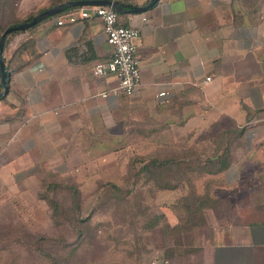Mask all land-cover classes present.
I'll list each match as a JSON object with an SVG mask.
<instances>
[{"label": "crops", "instance_id": "obj_1", "mask_svg": "<svg viewBox=\"0 0 264 264\" xmlns=\"http://www.w3.org/2000/svg\"><path fill=\"white\" fill-rule=\"evenodd\" d=\"M119 1L126 11L118 10V22L140 31L141 82L133 95L118 87L114 73H95L98 62L111 60L113 47L100 17L80 18L82 5H65L15 34L4 50L14 71L0 99V195L34 162L66 174L82 157H109L116 151L104 148L114 143L145 145L150 129L210 144L241 130L227 137L231 163L203 176L201 190L215 197L226 191L232 211L209 216L203 252L205 264H262L264 0H158L142 11L130 9L150 0ZM62 2L0 0V36L5 26ZM23 41L28 48L15 57ZM178 192L160 194H173L165 200L173 207Z\"/></svg>", "mask_w": 264, "mask_h": 264}, {"label": "rangeland", "instance_id": "obj_2", "mask_svg": "<svg viewBox=\"0 0 264 264\" xmlns=\"http://www.w3.org/2000/svg\"><path fill=\"white\" fill-rule=\"evenodd\" d=\"M163 138L172 141L169 136ZM130 147L139 153L148 148L147 143ZM117 153L104 158L82 157L78 167L73 166L66 174L37 162L25 168V173L18 171L17 179L0 195V264H136L138 255L142 264H205L203 242L209 216L218 218L232 212L223 198L226 191L222 197L208 193L214 205L197 226L165 237V218L155 227L145 225L150 213L161 208L169 220L175 219L177 213L165 204L171 193L160 194V190L153 200L142 193L141 205L133 204V208L128 203L98 206L102 188L96 179L100 176L105 183L110 178L121 181L114 170L119 162ZM206 182L199 178L197 190L202 191ZM138 197L130 195L128 201L136 203ZM55 200L61 206L56 214ZM151 201L164 204L157 206ZM142 211L147 216L140 217ZM170 241L175 244H166ZM166 247L170 249L165 251ZM259 260L264 264V256Z\"/></svg>", "mask_w": 264, "mask_h": 264}, {"label": "trees", "instance_id": "obj_3", "mask_svg": "<svg viewBox=\"0 0 264 264\" xmlns=\"http://www.w3.org/2000/svg\"><path fill=\"white\" fill-rule=\"evenodd\" d=\"M60 1L62 0H55V3ZM32 18L33 15L28 17L27 20ZM17 24L19 23L9 24L3 28V31L9 26ZM21 31H26V29L13 30L6 35L4 50L9 46L13 36ZM27 48V42H21L14 50V56L23 57L22 54ZM5 60L9 78L14 71L11 66L13 57ZM24 63L25 61H22L17 66L20 67ZM2 89L3 86L0 85V92ZM3 97L4 95L0 94V99ZM164 130L154 131L150 129L146 131L148 148L145 153H139L131 147L118 146L115 143L111 147L104 148L106 151L111 149L118 152L119 162L114 170L117 171L116 175H120L121 181L113 178L103 179L108 181L105 183L100 181L102 179L100 176L96 177L98 186L102 188L98 206L105 208L111 204L128 203L127 205H130L128 207L133 208V204L141 205L143 201L142 193L149 194V200H153L160 190H179L180 193L173 202V209L177 213L178 220L174 223L170 221L166 211L161 208V210L158 209V211L150 213L147 225H145L147 227H155L161 219L165 218L167 220L166 229L164 230L165 237L171 234L175 237V234L178 235L197 226L202 221V216L212 209L214 205L212 194L211 196L208 194L210 192L209 189L208 191L207 189L198 191L197 182L199 178H204L205 174L221 172L231 163L232 144H230L231 140H228L227 137L241 133V130H233V133L230 131L224 132L218 137L212 138V144L209 142L190 143L192 135L183 137L178 132L181 135L180 137L179 134L173 135L176 132L171 134V130L167 129L166 132ZM165 136L171 137L172 141L164 140L163 137ZM133 194L139 195L136 203L128 201V197ZM151 202H155L157 206L164 204L156 201ZM54 211L55 214L61 212V206L56 200L54 201ZM139 216H147V214L142 211ZM172 242L175 244V241H170L166 244H173ZM73 249L75 250L76 248L73 247ZM169 249L170 247H166L165 251ZM167 256L169 257V254ZM51 264L57 263L51 262ZM136 264H142L140 255L137 256Z\"/></svg>", "mask_w": 264, "mask_h": 264}, {"label": "built area", "instance_id": "obj_4", "mask_svg": "<svg viewBox=\"0 0 264 264\" xmlns=\"http://www.w3.org/2000/svg\"><path fill=\"white\" fill-rule=\"evenodd\" d=\"M100 17L103 20V29L107 41L113 47V56L107 62H98L95 66V73L105 75L114 73L118 79V87L128 95H133L141 82L140 56L138 54L135 39L139 36L138 28L131 25H124L118 22V10L112 5L90 4L80 6V18ZM71 21L78 17L70 14ZM61 24L63 19H58ZM207 80L211 76L206 77ZM102 95H106L103 92ZM167 92L161 91L159 96L166 97Z\"/></svg>", "mask_w": 264, "mask_h": 264}, {"label": "water", "instance_id": "obj_5", "mask_svg": "<svg viewBox=\"0 0 264 264\" xmlns=\"http://www.w3.org/2000/svg\"><path fill=\"white\" fill-rule=\"evenodd\" d=\"M158 2V0H150L146 5H132L131 11H142L146 8L152 6ZM88 4H102V5H112L117 10L126 11L120 3L119 0H71L67 2L59 3L53 7H50L37 15L33 16L32 19L19 23L17 25H12L7 27L0 36V71H1V81L0 84L3 86V90L0 92L1 95H4L8 92V71L6 68V60L4 57V44L6 35L13 30L27 29L37 24L43 18L51 16L59 11H61L65 5H88Z\"/></svg>", "mask_w": 264, "mask_h": 264}]
</instances>
